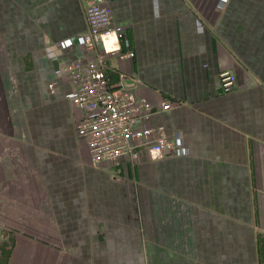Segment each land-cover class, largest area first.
<instances>
[{"label": "crops", "instance_id": "0c3cea01", "mask_svg": "<svg viewBox=\"0 0 264 264\" xmlns=\"http://www.w3.org/2000/svg\"><path fill=\"white\" fill-rule=\"evenodd\" d=\"M105 2L173 146L93 164L54 73L92 58L80 3L0 0V264H264V0Z\"/></svg>", "mask_w": 264, "mask_h": 264}, {"label": "built area", "instance_id": "2783aa9c", "mask_svg": "<svg viewBox=\"0 0 264 264\" xmlns=\"http://www.w3.org/2000/svg\"><path fill=\"white\" fill-rule=\"evenodd\" d=\"M105 1L78 0L85 21L79 38L92 58L69 61L54 73L68 78L71 89L65 97L83 110L75 130L85 139L93 164L119 158L134 163L140 151L151 159L162 158L173 142L164 133L163 125H151L149 120L154 113L168 111L172 104L168 100L153 104L136 95L124 84L127 77L123 73L118 74L117 83L110 81L106 56L131 58L134 52L126 39L122 48L123 27L112 24V10ZM218 77L223 92L234 88V72L223 70Z\"/></svg>", "mask_w": 264, "mask_h": 264}, {"label": "water", "instance_id": "95a60500", "mask_svg": "<svg viewBox=\"0 0 264 264\" xmlns=\"http://www.w3.org/2000/svg\"><path fill=\"white\" fill-rule=\"evenodd\" d=\"M130 83H131V81H130V80H128V79H125V81H124V84H125L126 86H128Z\"/></svg>", "mask_w": 264, "mask_h": 264}]
</instances>
